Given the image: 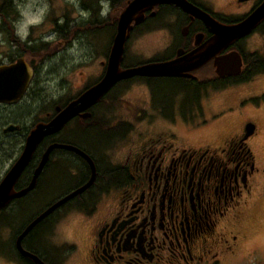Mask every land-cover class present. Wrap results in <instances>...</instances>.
<instances>
[{"label":"flooded vegetation","instance_id":"flooded-vegetation-1","mask_svg":"<svg viewBox=\"0 0 264 264\" xmlns=\"http://www.w3.org/2000/svg\"><path fill=\"white\" fill-rule=\"evenodd\" d=\"M130 1L107 0V16L101 17V0H44L43 22L21 42L15 34L16 0H0V185L22 161L35 126L52 120L101 79L118 17ZM185 1L229 25L263 0ZM230 9L235 12L225 13ZM142 17L130 23L119 68L175 60L180 71L121 80L42 137L0 210L5 230L27 218L12 231L9 245L2 237L1 261L11 253L10 264H37L18 253L16 238L46 207L93 176L91 185L22 238L25 251L44 264L72 257L75 253L63 251L51 255L41 243L53 235L46 228L36 233L47 218L71 207L86 226L80 264H264V120L256 119L264 113V20L246 36L217 46L203 20L173 3L144 10ZM149 40L156 48L146 55L139 47ZM232 53L240 61L237 72L234 57L227 69H218V59ZM70 60L77 63L78 76L85 75L78 77L73 96L68 93ZM201 127L205 134L191 140L190 131ZM52 144L72 146L87 158L75 150L51 149L33 187L15 197L29 185ZM41 190L56 193L42 209L23 217L41 199Z\"/></svg>","mask_w":264,"mask_h":264},{"label":"water","instance_id":"water-1","mask_svg":"<svg viewBox=\"0 0 264 264\" xmlns=\"http://www.w3.org/2000/svg\"><path fill=\"white\" fill-rule=\"evenodd\" d=\"M244 1V0H238ZM161 3H173L178 5L183 11L189 13L190 15H194L201 20L204 21L207 28L216 36L217 46L219 44L226 45L231 41L240 39L247 34H249L261 21L264 20V0L253 9L246 17L237 21L234 24L229 25H220L215 20H213L209 15L203 13L202 11L196 9L194 6L187 3L185 0H132L128 3L126 8L120 13L117 22V34L115 37V41L110 49V53L108 56V60L106 63V68L101 79L90 86L82 93H80L75 99L71 100L62 110H60L57 115H55L52 120L47 123H38L35 128L30 132L27 137L26 146L24 148L23 154L21 156L22 161H18L8 172L6 176V180L0 185V210L3 209L10 199L7 195L11 189L12 183L19 175L23 165L27 161L29 155L33 151L36 144L42 139V137L54 133L59 130L71 117L75 116L80 111H83L87 107L96 103L104 93H106L115 83L128 79L134 76L139 77H159V76H169V75H177L180 71L179 66L175 60L163 62V63H145L142 65L129 67L120 69L119 63L122 58L123 53V44L127 36V32L130 29V23L134 21L135 24L142 21V13L144 10H148L153 8L156 5ZM215 45V44H214ZM229 54L222 59H218L217 68L218 69H227L228 65H231L234 62L233 57L236 59L234 64L235 72L240 65V61L237 53ZM227 58V59H226ZM203 61V60H202ZM201 61V62H202ZM199 62V63H201ZM237 67V68H236ZM233 72V73H235ZM23 89V87H22ZM53 148H66L77 151L81 156L86 157L83 153H81L78 149L69 146V145H60V144H52L50 145L41 160L40 165L36 169V172L33 175L32 180L29 185L13 194L15 197H20L28 190H30L35 182V179L38 175L40 167L42 163L46 160L48 152ZM87 158V157H86ZM22 162V163H21ZM93 180V176L90 177L88 182L72 191L65 197L59 199L55 203L46 207L40 214H38L34 219H32L23 229L20 235L15 240V247L18 253L21 256L29 257L37 264H44L40 259H38L35 255L25 251L21 246L22 238L32 230L40 221L46 218L49 214H51L56 208L65 203L67 200L72 198L78 193H81L85 188L91 185ZM3 193H6L5 197L2 196ZM12 195V196H13Z\"/></svg>","mask_w":264,"mask_h":264},{"label":"rangeland","instance_id":"rangeland-1","mask_svg":"<svg viewBox=\"0 0 264 264\" xmlns=\"http://www.w3.org/2000/svg\"><path fill=\"white\" fill-rule=\"evenodd\" d=\"M224 1V0H222ZM41 4H44V0H40ZM217 2V0H216ZM218 3H222V2H218ZM226 4V3H224ZM221 8V7H220ZM222 9V8H221ZM226 11V10H224ZM228 12L225 13H231V12H235V10L233 11L232 9L227 10ZM103 33H100V38H103ZM156 42L149 40V41H145L144 43H142V47H139L140 51H143L146 55L148 53H153V51L156 48ZM89 49V48H88ZM135 51L136 50L134 47L131 48ZM86 51V50H85ZM71 52L73 54H78L79 50L78 47L74 46L71 49ZM69 66H70V75H69V95L73 96L74 93L77 91V88L79 87V78L78 77H84L82 74L80 76H78L77 74V63L76 62H72L71 60L69 61ZM98 64V62H97ZM92 72H95V69L91 68ZM91 75H88L86 78H88ZM154 88V90L157 89V84H153L152 85V89ZM184 112L188 111V108L183 109ZM204 114H206V110L203 108ZM190 112V111H189ZM256 119L264 120V113H262L260 116H258ZM195 122V121H194ZM262 127H264V121L261 122ZM181 130V134H185V129L184 126L181 125L180 127ZM206 132V127H201L196 131H190V139L193 140L198 136H202L204 135ZM74 180H70L68 181L69 186L73 185ZM61 188H66V184H63L61 186ZM56 193V191L53 190L52 194L49 191H44L41 190L40 192H38V196L39 200H36L35 203H33L34 205L28 207L24 213L23 217H27L30 214L37 212L38 210L42 209L44 204L46 202H48L51 198L52 195L54 196ZM44 197H42V196ZM71 207H67L65 210H61L57 213V215H55L54 217H52V220H49V218H47V222L44 223L43 225H39L37 227L36 233L39 232V230L46 228V234L48 236H52L53 238H50L49 242H44L41 243L42 248L45 249L47 252H49L51 255L52 254H60V252H64V254L66 253H75L72 257H70L69 259H64L65 263H60V264H80L79 263V258L81 257L82 254V249H83V242H84V236H85V225H84V219L82 218V216H80L78 213H76L75 211H73V208L71 210H69ZM69 210V211H68ZM10 218L9 216H5L4 219ZM18 217H14L11 220H15ZM26 219H22V220H18L15 223L13 222L11 224V228L10 230H5L2 228V225L4 224L3 222H0V230L2 231L1 234V239L0 241L2 242V237H3V243H5V245H9L10 242V236L12 231H14V229H18V225H21ZM46 239V238H45ZM1 246V243H0ZM262 250H264V248H262ZM5 259H2L3 261L0 260V264H10V261H6V260H13V255L11 253H4L2 255ZM53 257H56V255H53ZM65 258V255H64ZM67 258V257H66Z\"/></svg>","mask_w":264,"mask_h":264},{"label":"clouds","instance_id":"clouds-1","mask_svg":"<svg viewBox=\"0 0 264 264\" xmlns=\"http://www.w3.org/2000/svg\"><path fill=\"white\" fill-rule=\"evenodd\" d=\"M101 5L100 15L106 17L109 9L107 0H101ZM16 8L20 19L15 24V34L23 42L27 39L30 28L43 22L47 5L41 4L40 0H16Z\"/></svg>","mask_w":264,"mask_h":264},{"label":"bare ground","instance_id":"bare-ground-1","mask_svg":"<svg viewBox=\"0 0 264 264\" xmlns=\"http://www.w3.org/2000/svg\"><path fill=\"white\" fill-rule=\"evenodd\" d=\"M73 117H74V116H73ZM71 118H72V117H71ZM71 118H70V119H71ZM70 119H69V120H70ZM69 120H68V121H69Z\"/></svg>","mask_w":264,"mask_h":264}]
</instances>
